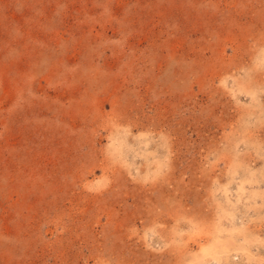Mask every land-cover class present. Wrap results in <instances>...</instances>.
<instances>
[{"label":"rangeland","instance_id":"rangeland-1","mask_svg":"<svg viewBox=\"0 0 264 264\" xmlns=\"http://www.w3.org/2000/svg\"><path fill=\"white\" fill-rule=\"evenodd\" d=\"M0 264H264V0H0Z\"/></svg>","mask_w":264,"mask_h":264},{"label":"bare ground","instance_id":"bare-ground-1","mask_svg":"<svg viewBox=\"0 0 264 264\" xmlns=\"http://www.w3.org/2000/svg\"><path fill=\"white\" fill-rule=\"evenodd\" d=\"M215 259V258H214Z\"/></svg>","mask_w":264,"mask_h":264}]
</instances>
